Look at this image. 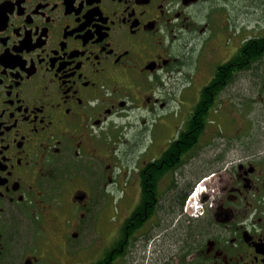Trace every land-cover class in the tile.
<instances>
[{
  "label": "flooded vegetation",
  "instance_id": "flooded-vegetation-1",
  "mask_svg": "<svg viewBox=\"0 0 264 264\" xmlns=\"http://www.w3.org/2000/svg\"><path fill=\"white\" fill-rule=\"evenodd\" d=\"M218 2L0 0V264H264V143L231 90L264 82V34Z\"/></svg>",
  "mask_w": 264,
  "mask_h": 264
},
{
  "label": "rangeland",
  "instance_id": "rangeland-1",
  "mask_svg": "<svg viewBox=\"0 0 264 264\" xmlns=\"http://www.w3.org/2000/svg\"><path fill=\"white\" fill-rule=\"evenodd\" d=\"M218 3L225 5L226 12H223L222 15L227 14L235 27L239 25L244 28L246 27L248 29V34L250 32L264 34V0H219ZM248 71L249 70L240 73V75L238 76L240 78L239 81H237V83L232 86L231 90L235 93H240V91L246 93L249 92L248 94L242 95L241 98H238L239 100H236V102L239 105V108L242 109L241 114L239 113V115H241L240 120L244 119L248 123L247 127H241V141L244 145L255 147L261 145V143H264V89H262V87H264V82H256V79H254L256 70L253 69V67L250 73H247ZM245 74L250 77L246 82L242 78ZM251 87L253 91L251 90ZM228 92L230 93L231 91ZM246 95L248 96V98H244ZM244 102L249 103V108H246L244 106ZM175 109L176 108H174V110ZM159 130H161V127L159 128ZM233 151L234 150H232V152ZM232 152L230 154H232ZM194 171L198 173L200 169L195 168ZM166 197L167 203L165 210L167 208L168 212L171 210L169 201L172 200L173 197H171V195H166ZM117 212L118 211L116 206L114 207V209H107L106 213L103 215L102 226H97L99 228L93 227V225L91 224L87 226V228L89 229L88 241L89 243H92V245H94L97 249L98 245L107 247L114 242L115 237L113 235V225L115 222H117L119 216L117 215ZM174 212H176V210L170 212L169 216L176 218V214ZM101 227L105 230V232H103V235L102 232L99 231ZM96 230L98 232H96ZM108 232H110V234L106 238L105 236ZM98 235L103 237L105 241L102 242L103 240H100ZM77 242H81V240ZM77 246L78 248L80 247V245ZM140 253L141 251L134 250L133 254H129L128 259L124 260L123 262L125 264L132 263L134 260L138 259ZM142 255H145L148 258L150 256L148 251L141 253V256Z\"/></svg>",
  "mask_w": 264,
  "mask_h": 264
},
{
  "label": "trees",
  "instance_id": "trees-1",
  "mask_svg": "<svg viewBox=\"0 0 264 264\" xmlns=\"http://www.w3.org/2000/svg\"><path fill=\"white\" fill-rule=\"evenodd\" d=\"M259 41V43L260 42H262L261 44H260V46H258L259 48H258V54H259V52L260 51H262V52H264V37L263 38H260V40H258ZM248 45V47L251 45L250 43L249 44H247ZM263 47V48H262ZM250 51L252 52V54H253V56H257L259 59H261L260 57H262V55L264 54V53H262V54H260V55H255L254 53H257V50H256V47H253V48H251L250 49ZM240 53H241V51L239 52V55H240ZM250 68H252V67H250ZM238 70V75L237 76H239L240 75V73H242L243 71H247V68L246 67H244V68H238L237 69ZM248 70H250V69H248ZM230 73V72H229ZM228 76H229V74H228ZM227 76V77H228ZM213 86H215L214 88H215V91H217V89H219V91H221L223 88H224V84H220L219 86H217V84L216 85H213ZM213 86H211L212 88H213ZM215 94H216V92H215ZM168 189V188H167ZM169 190V189H168ZM185 196V195H184ZM183 200H184V197L182 198V200H181V204H183ZM170 202V207H171V212H173V211H175L176 210V202H175V200L174 199H172V200H170L169 201ZM181 204H180V206H181ZM168 209L166 208V211H167ZM169 211V212H170ZM140 226V225H139Z\"/></svg>",
  "mask_w": 264,
  "mask_h": 264
}]
</instances>
